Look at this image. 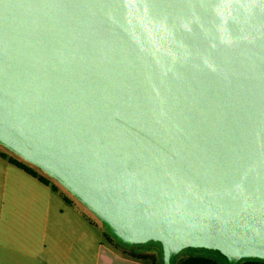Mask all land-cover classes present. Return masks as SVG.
<instances>
[{"label":"water","instance_id":"obj_1","mask_svg":"<svg viewBox=\"0 0 264 264\" xmlns=\"http://www.w3.org/2000/svg\"><path fill=\"white\" fill-rule=\"evenodd\" d=\"M0 145L162 264L264 260V0H0Z\"/></svg>","mask_w":264,"mask_h":264},{"label":"crops","instance_id":"obj_2","mask_svg":"<svg viewBox=\"0 0 264 264\" xmlns=\"http://www.w3.org/2000/svg\"><path fill=\"white\" fill-rule=\"evenodd\" d=\"M51 190L64 205L52 201ZM66 197L0 155V264L161 263L157 249L132 252L105 235L99 241L82 206Z\"/></svg>","mask_w":264,"mask_h":264},{"label":"rangeland","instance_id":"obj_3","mask_svg":"<svg viewBox=\"0 0 264 264\" xmlns=\"http://www.w3.org/2000/svg\"><path fill=\"white\" fill-rule=\"evenodd\" d=\"M3 152L6 153V154H8V155H12V156L16 157L15 155H13L8 150H6L3 146L0 145V154L3 153ZM3 165H6V164H3ZM33 168H35V167H33ZM39 172L42 173L41 171H39ZM49 179H50V181L53 184L57 185V187L59 188V190L62 193H64L65 195H67L71 201H74V202L77 203V201L73 197H71L67 191H65L54 180H52L51 178H49ZM51 195H52V201L56 202V204L64 205V200L62 198L63 197L62 194L54 193L51 190ZM80 209H81L80 211H81V217H82V219L83 220L89 219V221H91V222H89L90 224H87V225L91 229V231H93V233H95V235L97 236V238L99 239V241H101L102 240V236L105 235L114 245H116L118 247H123V244H121L115 238H113L109 234V232L106 230V228L100 222H98V220L87 209H85L83 206ZM93 224H94V226H93ZM156 249L157 248L155 246H153V243L145 244V245H143V246H141L139 248V250H141V251H146L147 250L149 252H152L153 250L155 251ZM195 255H207V256H210L212 258H215L220 264H229L228 261H227V259L225 257H223V256H216L212 252H209V251H206V250H203V249H196V248H189V249L183 250L181 253H179L177 255V257L175 258L173 264H179L180 262H182L186 258H188L190 256H195ZM159 261H160V258H159ZM159 264H162V263L159 262Z\"/></svg>","mask_w":264,"mask_h":264},{"label":"trees","instance_id":"obj_4","mask_svg":"<svg viewBox=\"0 0 264 264\" xmlns=\"http://www.w3.org/2000/svg\"><path fill=\"white\" fill-rule=\"evenodd\" d=\"M3 159L8 160L11 164L21 168L28 174H30L33 177H36L39 181H41L45 185H50L53 190H59L57 185L53 184L48 177H46L44 174L40 173L37 169L33 168L32 166L28 165L27 163L19 160L18 158L8 155L6 153H1L0 154ZM67 198V197H66ZM67 200H69L67 198ZM124 246V245H123ZM129 249L132 250V252H135L134 247H128L125 246ZM204 250V249H203ZM208 251V250H206ZM212 252L216 256H221L217 252L214 251H209ZM179 264H220L215 258H212L207 255H195V256H190L180 262ZM238 264H264V260L262 259H253V258H248V259H243L241 260Z\"/></svg>","mask_w":264,"mask_h":264}]
</instances>
